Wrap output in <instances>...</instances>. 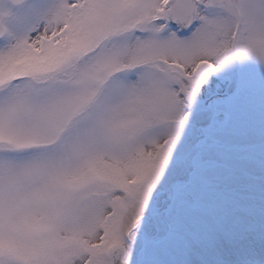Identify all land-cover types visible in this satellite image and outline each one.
<instances>
[{"label":"snow or ice","instance_id":"snow-or-ice-1","mask_svg":"<svg viewBox=\"0 0 264 264\" xmlns=\"http://www.w3.org/2000/svg\"><path fill=\"white\" fill-rule=\"evenodd\" d=\"M42 18L0 50V264H261L264 0Z\"/></svg>","mask_w":264,"mask_h":264},{"label":"rangeland","instance_id":"rangeland-1","mask_svg":"<svg viewBox=\"0 0 264 264\" xmlns=\"http://www.w3.org/2000/svg\"><path fill=\"white\" fill-rule=\"evenodd\" d=\"M57 0H29L27 4L19 7L14 11L13 17L9 20L7 24L8 30L13 31V36L16 39L24 37L27 31H32L37 26L43 23V13L46 9L54 5ZM10 10V11H9ZM10 12L12 8L7 6V3L0 2V18L4 16H11ZM2 16V17H1ZM32 29V30H31ZM4 47H0V50H4ZM247 71L262 73L264 72V65L259 64L255 61H250ZM199 123H206L205 120L199 121ZM254 138H250L252 140ZM250 172H255V165H247ZM257 217L251 214L244 216V222L248 225L257 223ZM226 252L231 261L235 262L241 255H250L256 257L261 261V264H264V245H262L257 239L256 232L249 231L245 233V240L243 245L238 249L227 248Z\"/></svg>","mask_w":264,"mask_h":264},{"label":"flooded vegetation","instance_id":"flooded-vegetation-1","mask_svg":"<svg viewBox=\"0 0 264 264\" xmlns=\"http://www.w3.org/2000/svg\"><path fill=\"white\" fill-rule=\"evenodd\" d=\"M28 1L29 0H25L24 2H22L20 4H14V3L10 2L9 0H0V2H2V3H7V6L12 8V11H13V12H10L11 16L6 17L5 20H4V16L3 17L1 16L2 18H0V24L4 27V34L0 36V47H4L5 46V49H6L9 45L15 43L16 40H15L13 34H12L13 31L12 30H8V27H7V24L9 23L8 19L13 17V13H14L15 10H17L19 7L24 6L25 4H27ZM30 32L31 31H27L26 35L29 34Z\"/></svg>","mask_w":264,"mask_h":264},{"label":"water","instance_id":"water-1","mask_svg":"<svg viewBox=\"0 0 264 264\" xmlns=\"http://www.w3.org/2000/svg\"><path fill=\"white\" fill-rule=\"evenodd\" d=\"M12 1H16V2H17L18 0H12ZM20 1H21V0H20Z\"/></svg>","mask_w":264,"mask_h":264}]
</instances>
